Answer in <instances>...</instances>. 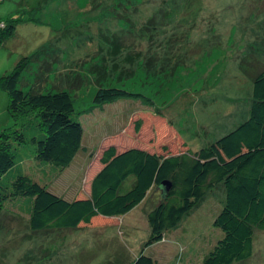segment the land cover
<instances>
[{"label":"rangeland","instance_id":"rangeland-1","mask_svg":"<svg viewBox=\"0 0 264 264\" xmlns=\"http://www.w3.org/2000/svg\"><path fill=\"white\" fill-rule=\"evenodd\" d=\"M0 20L15 21L13 37L0 45V77L21 57L39 55L19 88L37 81L42 92L64 90L77 111L92 105L101 86L139 92L154 103L119 100L82 115L86 151L50 181L35 168L51 166L37 164L30 145L22 147L21 172L65 200L89 193L106 146L158 147L156 124L134 131L136 112H160L193 151L235 130L249 118L252 100V80L240 62L264 64V0H0ZM7 107L8 95L0 90V131L12 126ZM164 143L174 148L171 140ZM159 198L153 189L113 220L40 232L30 230L25 209L16 215L8 202L0 215V264H133L142 250L155 264H202L222 237L213 221L224 206L223 187L144 248L146 216ZM242 264H264V232H255L253 254Z\"/></svg>","mask_w":264,"mask_h":264},{"label":"trees","instance_id":"trees-1","mask_svg":"<svg viewBox=\"0 0 264 264\" xmlns=\"http://www.w3.org/2000/svg\"><path fill=\"white\" fill-rule=\"evenodd\" d=\"M14 22L0 20V45L13 37ZM38 57H21L10 73L0 77V90L8 95L7 112L12 121L11 127L0 131V215L9 202L7 208L16 215L26 210L32 232L73 230L123 216L158 189L160 198L146 216L150 228L144 245L147 248L162 241L166 232L177 228L211 190L221 185L225 202L213 226L222 237L202 264H242L250 259L255 232H264V64L257 60L240 62V71L252 80V100L249 118L235 130L193 151L160 112H136L134 131L140 133L148 124H156L157 140L161 141L156 142L158 147L119 150L114 144L106 146L89 193L65 200L21 172L22 147L30 145L37 164L52 167L35 168L36 176L50 181L70 166L78 152L86 151L79 120L82 115L119 100L140 101L151 107L154 103L139 92L101 86L92 105L77 111L72 96L64 90L42 92L37 81L27 90L19 88L23 73ZM29 83L23 80L24 86ZM165 139L175 143V151L180 147L184 151L173 153ZM128 178H132L131 184L124 190ZM165 181L170 189L163 193L161 183ZM133 264L155 262L142 250Z\"/></svg>","mask_w":264,"mask_h":264},{"label":"water","instance_id":"water-1","mask_svg":"<svg viewBox=\"0 0 264 264\" xmlns=\"http://www.w3.org/2000/svg\"><path fill=\"white\" fill-rule=\"evenodd\" d=\"M169 189H170V184L168 182L165 181L161 183V190L163 193L168 192Z\"/></svg>","mask_w":264,"mask_h":264},{"label":"crops","instance_id":"crops-1","mask_svg":"<svg viewBox=\"0 0 264 264\" xmlns=\"http://www.w3.org/2000/svg\"><path fill=\"white\" fill-rule=\"evenodd\" d=\"M9 40V39H8ZM7 42V40L4 42V45H5V43ZM23 161H21L20 162V165H21V163H22ZM24 165V163H22V166ZM27 166V165H26ZM30 168V167H29ZM29 168H27V169H29ZM35 172H36V170H35ZM35 175H36V173H35Z\"/></svg>","mask_w":264,"mask_h":264},{"label":"built area","instance_id":"built-area-1","mask_svg":"<svg viewBox=\"0 0 264 264\" xmlns=\"http://www.w3.org/2000/svg\"><path fill=\"white\" fill-rule=\"evenodd\" d=\"M0 27H1V28L3 27V24H2V23H0Z\"/></svg>","mask_w":264,"mask_h":264}]
</instances>
